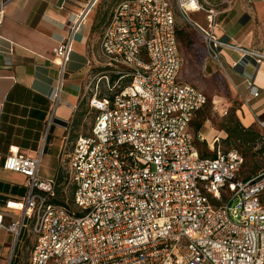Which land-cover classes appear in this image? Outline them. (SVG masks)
Returning <instances> with one entry per match:
<instances>
[{
  "label": "built area",
  "instance_id": "2783aa9c",
  "mask_svg": "<svg viewBox=\"0 0 264 264\" xmlns=\"http://www.w3.org/2000/svg\"><path fill=\"white\" fill-rule=\"evenodd\" d=\"M175 1L220 67L223 50L240 54L241 63L264 62V51L216 35L212 8L204 9L201 26L189 16L201 10L199 0ZM8 2L0 0V19ZM98 2L86 0L71 12L54 49L57 92L75 37ZM99 45L116 83L126 82L110 84L101 76L104 95L98 81L87 87L94 115L66 158L71 199L53 201L59 173L39 176L42 150L31 156L12 147L3 168L25 177L26 192L6 200L15 217L4 224L0 212V230L15 239L29 231L28 264H264V172L239 179L238 149L224 152L216 138L213 154L205 155L194 143L188 126L207 96L179 78L182 57L170 1H119ZM245 84L258 95L250 76Z\"/></svg>",
  "mask_w": 264,
  "mask_h": 264
},
{
  "label": "crops",
  "instance_id": "0c3cea01",
  "mask_svg": "<svg viewBox=\"0 0 264 264\" xmlns=\"http://www.w3.org/2000/svg\"><path fill=\"white\" fill-rule=\"evenodd\" d=\"M85 1L9 0L0 19V212L4 224L15 217V211L5 207L6 200L21 197L26 192L25 177L3 168L10 148L31 156L42 150L40 164L45 166V174L39 175L49 179L58 172V184H65L66 158L77 135L82 133L84 100L87 98L88 102L91 95L87 87L96 83L94 80L102 68L107 72L111 69L100 50L102 31L93 24L95 6L75 37L57 92L60 74L52 62L53 52L59 40L66 35V23L71 12L79 9ZM119 1L113 0L112 9ZM256 7L261 14L260 4ZM260 17L258 24H251L249 20L242 23L240 16L236 15L235 21L220 34L217 29L215 33L234 44L264 51V19ZM201 42L204 44L202 38ZM204 48L194 53L202 58L203 69L207 72L205 63L209 56ZM221 54L228 60L227 67L222 64L219 69L227 76L232 97L237 101L233 113L243 127L258 126L263 133L260 123H264V62L255 63L246 58L241 63L238 53L236 58H231L225 50ZM216 72H207V75L216 76ZM109 73L113 75V79L108 78L109 83L117 84V75ZM247 76L253 79L257 96H253L246 87ZM197 81L202 82L201 79ZM99 92L100 95L105 94ZM201 110L191 119L188 132L202 154L212 155L216 146L214 140L218 138L221 146V140L227 133L223 127H214ZM199 143L204 144V151L199 148ZM26 231L29 246L23 261L15 255L20 235L15 239L6 229L0 230V264H28L34 241Z\"/></svg>",
  "mask_w": 264,
  "mask_h": 264
},
{
  "label": "rangeland",
  "instance_id": "374dc122",
  "mask_svg": "<svg viewBox=\"0 0 264 264\" xmlns=\"http://www.w3.org/2000/svg\"><path fill=\"white\" fill-rule=\"evenodd\" d=\"M172 11L175 16L178 47L182 57V66L179 72V78L187 82L193 83L195 86L202 89L206 96L207 102L201 108L202 115H207L214 127H223L226 124L233 125L229 119L233 113L234 107L237 106V101L232 97L228 78L220 68V65L210 57L207 58L205 67L207 72H214L216 76H208L203 69L202 58L195 56V51L201 50L205 45L201 42V36L182 16L175 0H169ZM201 3V10L196 12H189L192 20L198 22L201 26H205V10L212 8L216 13L215 22L218 33L222 32L227 25L235 21L236 15L240 16L242 23L250 21L251 24H258L260 16L264 19V0H199ZM113 0H99L96 4V11L94 15V25L98 31H102L106 22L108 21L112 12ZM260 4L261 14L257 12V5ZM91 14V12H90ZM234 15V16H233ZM89 17V15H88ZM86 18V20L88 19ZM201 42V43H200ZM206 51V48H204ZM226 53L231 58H236L237 54L226 50ZM226 55L221 56L222 64L227 67ZM105 71V72H102ZM108 76L113 79V75L107 72V69L102 68L101 73L95 78L94 82L98 81L101 76ZM206 75L205 77H202ZM216 77V78H215ZM201 79L202 82L197 80ZM103 80L98 81V91L106 93V87ZM126 79L119 82L117 85H123ZM95 83L93 84L94 87ZM91 93V92H90ZM89 93V94H90ZM94 112L88 107L87 98L84 100V114L82 122V133H87L92 123ZM254 133H261L260 127L255 126L251 128ZM253 136V135H252ZM255 137V136H253ZM199 148L204 151V144L199 143ZM221 150L226 152L231 148L238 149L243 156V164L239 170L237 177L239 179L249 178L264 172V139L255 137L253 141L240 140L234 137L221 140ZM40 173L44 175L45 166L40 164ZM41 175H39L41 177ZM43 178V177H41ZM45 179V178H44ZM72 188L70 185L61 184L56 188V195L53 201H61L64 198L71 199ZM261 200L264 203V192L261 195ZM69 202V201H68ZM19 240L16 244L15 255L19 260L25 259L27 247L29 246L28 234L26 229H23L19 234Z\"/></svg>",
  "mask_w": 264,
  "mask_h": 264
},
{
  "label": "trees",
  "instance_id": "16d2710c",
  "mask_svg": "<svg viewBox=\"0 0 264 264\" xmlns=\"http://www.w3.org/2000/svg\"><path fill=\"white\" fill-rule=\"evenodd\" d=\"M176 36H177V29H176ZM177 40H178V36H177ZM229 121L233 122L234 124L233 125L226 124L225 126H223L224 131L227 133V136L224 139L234 137L240 140L244 139L245 141H248V142L253 141L255 137H261L264 139L262 133L257 134V133H254L251 128L243 127L234 113L231 114ZM252 135L255 137H253ZM245 179H248V178H245ZM56 202L61 203V201H56Z\"/></svg>",
  "mask_w": 264,
  "mask_h": 264
}]
</instances>
